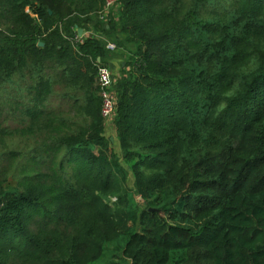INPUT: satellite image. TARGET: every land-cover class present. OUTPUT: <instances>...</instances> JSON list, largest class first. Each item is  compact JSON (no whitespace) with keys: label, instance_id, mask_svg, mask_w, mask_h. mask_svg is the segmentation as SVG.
Instances as JSON below:
<instances>
[{"label":"trees","instance_id":"obj_1","mask_svg":"<svg viewBox=\"0 0 264 264\" xmlns=\"http://www.w3.org/2000/svg\"><path fill=\"white\" fill-rule=\"evenodd\" d=\"M105 1L0 0V264H264V0H121L122 160Z\"/></svg>","mask_w":264,"mask_h":264},{"label":"rangeland","instance_id":"obj_2","mask_svg":"<svg viewBox=\"0 0 264 264\" xmlns=\"http://www.w3.org/2000/svg\"><path fill=\"white\" fill-rule=\"evenodd\" d=\"M215 3H218L215 2ZM110 15H115L116 16V20H117V28L113 29V31L111 32V37L108 38L106 40V43L108 42H112V43H115L117 45V49L115 51H110V52H106V56H105V59H104V62H105V65L108 66L110 69H111V72H113L112 74H114L115 78H116V75L118 74V72L121 71V62L123 60H127L129 59L130 57V53H135L137 51V45L134 44V43H126L125 46L127 48V50L129 51V55L125 54H121L120 52V49H121V45H123V43L125 42L127 36L122 32V22L120 21L121 18H119L120 16V6L116 7L111 13ZM90 16H92V21L94 23H96L97 25L100 24V22H103L101 20L98 19V12H90ZM94 30V28H93ZM120 74V73H119ZM96 78H97V75H96ZM118 81V78L116 79V83ZM115 85L114 84V89H115ZM116 90V89H115ZM50 103L52 104H59V101L56 100V98H52L50 101ZM105 135L107 136V138H111V140H114L113 143L111 144V148L115 150V152L118 154V156L120 157V159L122 160L123 159V151H122V145L118 143V138L115 136H112L113 135V132L112 130H109L107 132H105ZM4 168H7L6 172H5V175L6 176H9L11 174V166H9L8 164H5L4 162H2L0 160V168L3 167ZM129 184L132 186L133 185V178H129ZM137 195H135V198L136 201L138 202L137 200ZM113 198V201L114 199H116L115 196H112ZM121 244L119 243H112L108 246V248L106 249L105 251V254H103L102 258L96 262H94L93 264H109L111 261H112V253H117V255L119 256H115V261L116 262H119L120 263V255H121V252H120V247ZM112 249V252H109V250Z\"/></svg>","mask_w":264,"mask_h":264},{"label":"built area","instance_id":"obj_3","mask_svg":"<svg viewBox=\"0 0 264 264\" xmlns=\"http://www.w3.org/2000/svg\"><path fill=\"white\" fill-rule=\"evenodd\" d=\"M121 0H106L105 4L98 12V18L101 21H106L108 15L119 6ZM91 32H85V35H89ZM77 34L75 36V40L77 42H82L83 36ZM107 48L110 51H115L117 49V45L112 42L107 43ZM111 69L101 64L98 66V73H97V81L96 85L98 87L99 96L102 100V107H101V115L103 118L105 131L113 130V121L116 116L117 107H118V97L117 93L114 89V84L116 83V78L114 74H112ZM2 204L0 203V207Z\"/></svg>","mask_w":264,"mask_h":264},{"label":"crops","instance_id":"obj_4","mask_svg":"<svg viewBox=\"0 0 264 264\" xmlns=\"http://www.w3.org/2000/svg\"><path fill=\"white\" fill-rule=\"evenodd\" d=\"M83 35H85V32H83ZM105 40H107V39H105ZM120 52H121V54H123V55H125V54H127V55H129V51L127 50V48L124 46V47H122L121 49H120ZM105 65V64H104ZM126 66V60H123L122 62H121V71L120 72H118V74L116 75V79L118 78V79H120L122 76H123V68ZM120 73V74H119ZM116 84V83H115ZM107 132V131H106Z\"/></svg>","mask_w":264,"mask_h":264},{"label":"water","instance_id":"obj_5","mask_svg":"<svg viewBox=\"0 0 264 264\" xmlns=\"http://www.w3.org/2000/svg\"><path fill=\"white\" fill-rule=\"evenodd\" d=\"M78 34H79V35H82V34H83V30H82V29H78ZM39 44H40L41 46L43 45L42 42H40Z\"/></svg>","mask_w":264,"mask_h":264}]
</instances>
